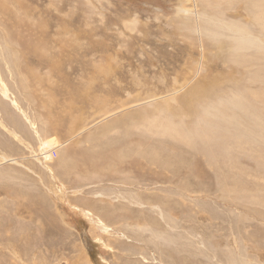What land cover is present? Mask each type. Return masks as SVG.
<instances>
[{
	"label": "rangeland",
	"instance_id": "obj_1",
	"mask_svg": "<svg viewBox=\"0 0 264 264\" xmlns=\"http://www.w3.org/2000/svg\"><path fill=\"white\" fill-rule=\"evenodd\" d=\"M0 108V264H264V0H0Z\"/></svg>",
	"mask_w": 264,
	"mask_h": 264
},
{
	"label": "bare ground",
	"instance_id": "obj_2",
	"mask_svg": "<svg viewBox=\"0 0 264 264\" xmlns=\"http://www.w3.org/2000/svg\"><path fill=\"white\" fill-rule=\"evenodd\" d=\"M191 1V0H190ZM211 2V1H210ZM201 4H202V2H201ZM214 4V3H213ZM188 5H190V3L188 4ZM194 6V5H193ZM209 6V5H208ZM211 6V5H210ZM203 7V6H202ZM186 8H188V7H186ZM190 8H192V7H190ZM194 8V7H193ZM183 9H185V6H184V8ZM196 9V8H195ZM203 9V8H202ZM210 9V8H209ZM186 11H187V9H185ZM191 10V9H190ZM207 10V9H206ZM185 11V12H186ZM193 11H195V10H193ZM189 12V11H188ZM198 12H199V10H198ZM190 13V12H189ZM197 13V12H196ZM188 14V13H187ZM197 16V15H196ZM206 16V15H205ZM195 17V16H194ZM200 17V16H199ZM188 18H189V16H188ZM188 18H186L187 20H188ZM198 18V17H197ZM200 18H202V17H200ZM207 18V17H206ZM263 18V17H262ZM190 19H193V18H191V16H190ZM189 19V20H190ZM201 20V19H200ZM199 20V22H201ZM210 21V20H209ZM236 22V21H235ZM201 24L202 23H200V26H201ZM203 26V25H202ZM202 26L200 27V28H202ZM198 27V26H197ZM199 29V28H198ZM201 30V29H200ZM202 31V30H201ZM212 33V32H211ZM213 35H215L214 33H213ZM251 37V36H250ZM248 38V37H247ZM249 39H254L255 40V38H248L247 39V41L249 40ZM251 40V42H253ZM217 41V40H216ZM246 42V41H245ZM249 42V41H248ZM260 44V43H259ZM28 45H31L30 44V42H28ZM261 46V45H260ZM17 63V62H16ZM26 65V64H25ZM26 67V66H25ZM232 72V71H231ZM232 78V77H231ZM212 80V79H211ZM207 81H208V79H207ZM196 85V84H195ZM198 85V84H197ZM196 85V87H198ZM201 85V90H202V87H203V85L202 84H200ZM206 85H208V84H206ZM195 88V87H194ZM194 88H193V90L192 91H194L195 92V90H194ZM204 89H206V88H204ZM209 89V88H208ZM199 90V89H198ZM197 90V91H198ZM200 90V91H201ZM2 91H3V94H4V96H8V93H7V91H8V89H7V87L6 86H4L3 88H2ZM192 91H191V93H189V94H191L192 95ZM193 92V93H194ZM200 93H202V91L200 92ZM203 93H204V91H203ZM207 93H208V90H207ZM195 94H198V93H196L195 92ZM194 95V94H193ZM208 95V94H207ZM189 105V104H188ZM158 108V107H157ZM1 109V108H0ZM162 109V108H161ZM166 109H167V107H166ZM183 115H185V114H183ZM5 117H6V119H7V121L8 122H10V124H12V126H13V128H14V130H18V125L16 124V123H12L11 122V119H9L6 115H5ZM169 118V117H168ZM124 121V120H123ZM160 123V122H159ZM26 127V126H25ZM26 128H28V127H26ZM33 129H34V131H35V133L36 134H39L38 133V131L36 130V127H35V125L32 127ZM191 130V129H190ZM31 131V130H30ZM40 136H41V133H40ZM40 136H38V137H40ZM17 137V136H16ZM43 137V136H42ZM34 139V138H33ZM41 139V138H40ZM39 139V141L38 140H36V141H38L40 144H41V147L43 148V151H42V153H43V155L46 157L49 153L50 154H53L54 152H55V150L59 147H57V148H54L55 146H57V145H60L59 144V140H57L56 141V143H55V145H50V140L47 142L46 140H40ZM123 139V138H122ZM163 141V140H162ZM61 142V141H60ZM157 142H159V141H157ZM121 143V142H120ZM31 144H32V142H31ZM132 144V143H131ZM154 144H156V143H154ZM159 144V143H158ZM157 144V145H158ZM165 144H166V142H165ZM127 145V144H126ZM143 146H145V145H143ZM149 146H150V144H149ZM153 146V145H152ZM156 146V145H155ZM167 146H168V144H167ZM29 147V146H28ZM151 147V146H150ZM147 148V147H146ZM145 149V148H144ZM173 149V148H172ZM116 150H118V149H110L109 150V152H106V151H103V149H101L100 151V153H98V154H96V156H99V157H102L103 158V160H104V158H107V160L109 161V159L112 157L111 156V152L112 153H115L116 152ZM122 150V149H121ZM124 150V149H123ZM128 150V151H127ZM126 151L127 152H129V154L131 155V153H130V151L131 150H129V149H127ZM133 150V149H132ZM158 151L157 153L155 152V151ZM168 150H169V148H168ZM88 151V150H87ZM125 151V152H126ZM139 151V150H138ZM141 151V150H140ZM155 151H154V148L152 149V148H147L145 151L143 150V151H141V153H139L140 155L139 156H141L142 158H143V161H142V165H140V163L138 164L137 162H136V160L135 159H133L132 161H131V165H130V169L131 170H138L137 168H139V169H141V168H143V167H145V170L141 173V175H139L140 177L139 178H142V179H140V180H144V178H148L149 180H151V179H153V178H155V174L153 175V171L154 170H151V168H152V166L151 165H157V166H160V167H162V168H164V170L163 171H166V169L165 168H167V167H169V166H167V165H165V164H167V147H166V145H164V144H159L157 147H156V149H155ZM120 152V151H119ZM137 152V151H136ZM78 153V152H77ZM76 153V154H77ZM81 153V152H80ZM116 153H118V152H116ZM122 153H124V152H122ZM178 153H179V151H178ZM178 153H176V155H174V156H177V154ZM183 153V152H182ZM108 154V155H107ZM119 154V153H118ZM129 154H127L128 156H129ZM136 154V153H135ZM174 154V151H173V153H172V155ZM81 155H83V154H81ZM85 155V154H84ZM88 155V154H87ZM90 155H93V154H90ZM107 155V156H106ZM113 155V154H112ZM55 156H57V153H55ZM132 156H133V154H132ZM79 157V156H78ZM82 157V156H81ZM127 157V156H126ZM134 157V156H133ZM172 157V156H171ZM171 157L169 158L170 160H171ZM185 157V156H184ZM50 158V157H49ZM62 158V157H61ZM60 158V159H61ZM80 158V157H79ZM128 158H130V157H128ZM183 158V157H182ZM186 158V157H185ZM46 159H48V158H46ZM122 159V158H121ZM184 159V158H183ZM189 159V158H188ZM107 160H104L105 162H104V165H105V163L106 162H108ZM112 160V159H111ZM178 160H179V157H178ZM11 161H14V160H11ZM93 161H94V163H93ZM93 161H92V159H88V160H86V162H85V164H88V165H90V166H92V165H94L95 164V160L93 159ZM98 162H99V160H97ZM116 161V160H115ZM175 162H176V160H174ZM184 161H185V159H184ZM181 162V161H180ZM177 163H179V161L177 162ZM160 164H163V165H160ZM100 165H101V162H100ZM102 165H103V163H102ZM168 165H171V163H169L168 162ZM174 165H175V163H174ZM59 166V163H58V165H57V167ZM70 166V165H69ZM77 166V165H76ZM99 166V165H98ZM106 167H107V163H106V165H105ZM109 166H110V163H109ZM126 166V165H125ZM190 166V165H189ZM85 167V166H84ZM104 167V166H103ZM103 167H101L100 166V168H103ZM151 167V168H150ZM154 167V166H153ZM180 166H178V169H180L179 168ZM123 168V167H122ZM126 168V167H125ZM169 168H171V167H169ZM176 168V167H175ZM92 169V168H91ZM106 169V168H105ZM114 169L115 168H113V171H114ZM121 169V168H120ZM58 170V169H57ZM62 170V169H61ZM86 170V169H85ZM109 170H111V169H108V172H109ZM123 172H124V170L123 169H121ZM121 170H120V173H122L121 172ZM63 171V170H62ZM95 171H97V170H95ZM94 171V169H93V172H95ZM117 171V170H116ZM118 171H119V169H118ZM117 171V172H118ZM175 171H176V169H175ZM184 171V170H183ZM182 171V172H183ZM60 172V171H59ZM99 172H101V171H99ZM104 172H106V170H104ZM167 172V171H166ZM178 172V171H177ZM176 172V173H177ZM96 173V172H95ZM98 173V172H97ZM107 173V172H106ZM109 173H111V172H109ZM174 174H175V172H174ZM180 174V173H179ZM98 175V174H97ZM101 175V174H100ZM102 175H103V173H102ZM104 175H105V173H104ZM109 175V174H108ZM112 175V174H111ZM114 175V174H113ZM120 175V174H119ZM154 177H153V176ZM189 175V174H188ZM173 176V175H172ZM102 177V176H101ZM108 177V176H107ZM106 177V178H107ZM109 177H110V175H109ZM132 177V176H131ZM110 178H112V177H110ZM114 178V177H113ZM117 178V177H116ZM127 178V177H126ZM130 178V177H129ZM122 179H124V178H122ZM131 179V178H130ZM107 180H109L108 178H107ZM156 180V179H155ZM125 181V180H124ZM135 181V180H134ZM145 181V180H144ZM161 181V180H160ZM163 181V180H162ZM137 183H138V179H137ZM9 190H12V188L11 189H9ZM156 190V189H155ZM38 193V192H37ZM39 194V193H38ZM42 194V193H41ZM133 194V193H132ZM28 196V201H27V208H28V213L29 214H31V216L33 215L34 217H38V215L40 214V211L38 210V205H43V202H42V200L41 199H36V197L37 196H35L34 197V195L32 196V195H30V194H28L27 195ZM190 196V195H189ZM131 198V197H130ZM45 199V198H44ZM137 199H140V198H137ZM46 201H48L47 199H45ZM61 201V200H60ZM52 202V201H51ZM135 202H137V201H135ZM61 203V202H60ZM66 204V203H65ZM142 205V204H141ZM151 205H153V203H151ZM46 207H48V204H47V206ZM43 208V207H42ZM41 210V209H40ZM25 211V210H24ZM23 211V212H24ZM48 211H49V207H48ZM48 211H47V213H48ZM45 212H46V210H45ZM127 212H129V211H127ZM50 213V212H49ZM141 213V212H140ZM41 214H42V212H41ZM46 213H44V215H45ZM167 214V213H166ZM43 216V215H42ZM48 219H50L52 222H53V219L49 216V215H47L46 216ZM122 217V216H121ZM31 219V218H30ZM44 219H45V216H44ZM145 219H147V218H145ZM35 220H36V218H35ZM37 220H38V218H37ZM55 220V219H54ZM151 220V219H150ZM154 220H155V218H154ZM40 220H38V222H39ZM153 221V220H152ZM145 222V221H144ZM153 222H155V221H153ZM31 224V223H30ZM30 224H27V225H29L30 226ZM34 224H35V222H34ZM148 224V223H147ZM149 224H151L150 222H149ZM26 225V226H27ZM151 225H153V224H151ZM38 226V225H37ZM143 226V225H142ZM158 225H156V227H157ZM23 227H24V225H23ZM34 227V226H33ZM25 228V227H24ZM141 228V227H140ZM146 228V227H145ZM21 229V228H20ZM149 229H150V227H149ZM37 230V229H36ZM161 231V230H160ZM24 232V231H23ZM26 232V231H25ZM39 233V232H38ZM15 234H16V232H15ZM20 233L18 232V235H19ZM23 235H26V234H24V233H22ZM21 234V235H22ZM31 234V233H30ZM154 234V233H153ZM14 235V234H13ZM13 235H12V237H13ZM17 235V234H16ZM22 235V236H23ZM37 235V234H36ZM39 235V234H38ZM155 235V234H154ZM35 236V235H34ZM160 236V235H159ZM163 236H165V235H163ZM167 236V235H166ZM17 237V236H16ZM29 237V236H28ZM37 237V236H36ZM19 237H17V239H18ZM38 238H41V237H38ZM37 238V239H38ZM137 238H139V237H137ZM149 238V237H148ZM14 239H15V237H14ZM30 239V238H29ZM162 239V238H161ZM167 239V238H166ZM165 239V240H166ZM16 240V239H15ZM20 240V239H19ZM21 240H23V239H21ZM34 240H36V238H34ZM12 241V240H11ZM10 241V242H11ZM17 241V240H16ZM37 241V240H36ZM36 241H34L35 243H36ZM141 241V240H140ZM163 241V240H162ZM15 242V241H14ZM17 242H20V241H17ZM29 242V241H28ZM149 242V241H148ZM154 242V241H153ZM16 243V242H15ZM32 243V242H31ZM34 243V244H35ZM159 243V242H158ZM161 243V242H160ZM159 243V244H160ZM166 243H167V240H166ZM17 244H19V243H17ZM30 243H28V245H29ZM33 244V243H32ZM143 244V243H142ZM158 244V245H159ZM163 244H165V242L163 243ZM27 245V244H26ZM160 246H162V244L160 245ZM166 246V245H165ZM147 247V246H146ZM20 248V247H19ZM24 248H26L25 246H24ZM140 250H142L141 248H139ZM147 249V248H146ZM143 250L145 251V248H143ZM141 252V251H140ZM143 252V251H142ZM162 253V252H161ZM159 254H160V252H159ZM163 256V255H162ZM157 257V256H156Z\"/></svg>",
	"mask_w": 264,
	"mask_h": 264
}]
</instances>
